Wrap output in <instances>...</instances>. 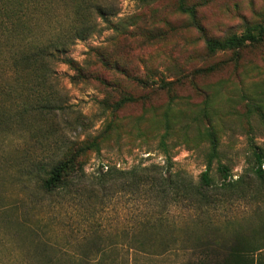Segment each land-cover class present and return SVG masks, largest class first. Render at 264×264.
Listing matches in <instances>:
<instances>
[{
    "label": "rangeland",
    "instance_id": "obj_1",
    "mask_svg": "<svg viewBox=\"0 0 264 264\" xmlns=\"http://www.w3.org/2000/svg\"><path fill=\"white\" fill-rule=\"evenodd\" d=\"M98 2L111 23L99 17L96 32L66 54L82 75L72 81L76 70L58 62L52 90L59 106L39 123L31 121L30 129L21 124L0 149V207L22 197L42 201L36 191L23 192L29 160L47 163L66 147L98 137L99 152L83 157L88 174L102 165L122 170L164 166L169 156L173 171L198 181L210 166L214 186L204 213L172 198L159 203L146 187L134 191L123 177L106 188H93L91 177L76 178L79 189L47 197L45 206L34 210L43 221H52L48 228L42 221L31 223L51 241L64 245L63 233L76 235L93 223L111 233L107 242L123 244L121 264L130 258V264H188L200 257L195 247L203 237L230 240L237 233L257 232L264 225V183L251 169L257 147L264 152V42L211 53L206 39L264 24V0H186L196 16L181 12L179 0ZM129 95L133 100L114 111L111 105ZM219 165L242 182L222 187ZM156 209L164 215L159 234L150 236V230L133 239L132 227ZM16 219L35 218L29 210L0 212V238L18 228ZM129 242L156 252L169 249L134 261L124 246Z\"/></svg>",
    "mask_w": 264,
    "mask_h": 264
},
{
    "label": "trees",
    "instance_id": "obj_2",
    "mask_svg": "<svg viewBox=\"0 0 264 264\" xmlns=\"http://www.w3.org/2000/svg\"><path fill=\"white\" fill-rule=\"evenodd\" d=\"M66 9H69L67 22ZM179 10L192 16L197 15L196 8L186 5V0H179ZM107 14L105 5L98 0H0L1 150H4L8 143L5 141L17 132L21 124L24 123L30 129L31 121L36 119L39 123V119L48 117L59 106L52 90L56 81L57 63L63 62L76 70L77 75L71 77L72 81L75 76L82 75V69L76 61L66 54L76 41L85 40L96 32L99 17L110 24ZM259 42H264L262 23L249 28L246 33L207 38L206 46L209 52L215 53ZM132 100V96H125L111 107L116 111ZM262 118L264 120V114ZM211 142L213 154H216L217 141L213 137ZM92 150L99 152L98 137L66 147L47 163L34 160L27 162L24 167L27 176L24 195H31V191H36L43 198L40 203H32L22 197L1 205V213L29 210L35 219H16L15 225L18 228L9 230L0 238V243H3L0 248V264H121L117 260L123 244L117 241L107 242L111 238L108 229L91 223L79 234L63 233L62 240L65 244L61 245L62 243L45 237L46 231L42 235L40 229L31 225L34 221L44 222L45 228L52 224V221H43L37 216L35 208L45 206L47 197L77 189L78 186L74 184L76 178L91 177L93 182L90 184L93 188L97 185L106 188L113 184L114 179L123 177L125 180L130 179L129 187L134 191L141 186L146 187L159 203H170L174 199L179 203L187 202L188 209L195 213H204L208 191L214 186L210 166L201 173L198 181L173 171V162L169 156L164 166L139 164L122 170L102 165L93 174H88L83 157ZM251 170L264 183V152L261 147H257L255 151V163ZM218 171L222 187L234 186L243 180L242 177L234 179L225 165H219ZM163 218V211L156 209L151 212L147 220L137 222L129 230L133 233V239L134 234L150 230V236L153 231L158 235L156 228L163 224ZM12 223L14 224L13 221ZM125 238L129 239V236ZM203 238V242L195 247L200 250V257L188 264H264V244L256 245V242L264 239V225L256 233H237L230 240L208 236ZM160 241L163 243L162 239ZM40 245L43 246L41 250ZM124 246L128 254L133 253L134 261L140 256L165 254L169 249L156 252L145 246L134 247L130 242ZM182 248L189 249L186 246ZM212 259L217 262H212ZM130 260L131 258L122 264H130Z\"/></svg>",
    "mask_w": 264,
    "mask_h": 264
},
{
    "label": "crops",
    "instance_id": "obj_3",
    "mask_svg": "<svg viewBox=\"0 0 264 264\" xmlns=\"http://www.w3.org/2000/svg\"><path fill=\"white\" fill-rule=\"evenodd\" d=\"M256 233V232H255ZM256 245H257V242H256Z\"/></svg>",
    "mask_w": 264,
    "mask_h": 264
}]
</instances>
